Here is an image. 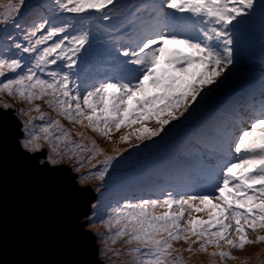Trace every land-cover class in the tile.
Returning <instances> with one entry per match:
<instances>
[{"label":"snow or ice","instance_id":"6c2138e0","mask_svg":"<svg viewBox=\"0 0 264 264\" xmlns=\"http://www.w3.org/2000/svg\"><path fill=\"white\" fill-rule=\"evenodd\" d=\"M257 17L264 31V0H0V94L28 105L16 110L28 117L26 151L47 146L42 163L56 167L67 159L76 172L91 164L92 176L104 181L130 148L189 120L198 101L231 80ZM77 126L109 142L125 129L115 145L128 147L106 154ZM195 141L197 171L182 183L204 181L211 191H168L113 207L102 221L103 243L125 247H109L110 259L186 264L188 252L223 264L236 259L231 250L264 242V90L206 123ZM179 242L187 247L177 250Z\"/></svg>","mask_w":264,"mask_h":264},{"label":"water","instance_id":"95a60500","mask_svg":"<svg viewBox=\"0 0 264 264\" xmlns=\"http://www.w3.org/2000/svg\"><path fill=\"white\" fill-rule=\"evenodd\" d=\"M24 139L0 109V264H104L87 228L91 187L64 162L42 163L47 154L26 151Z\"/></svg>","mask_w":264,"mask_h":264},{"label":"rangeland","instance_id":"374dc122","mask_svg":"<svg viewBox=\"0 0 264 264\" xmlns=\"http://www.w3.org/2000/svg\"><path fill=\"white\" fill-rule=\"evenodd\" d=\"M5 2H6V0H5ZM33 2H35V0H33ZM257 5H259V0H257ZM252 34H256V32L254 31ZM262 36H263V33L260 30L259 36L255 37V40L251 44L248 45L249 50L251 51V56H248L247 58H245L237 68H234L232 70L233 71L232 77H234L235 80L232 81L231 86H229L227 83L226 85L222 86L221 88L216 89L204 101H202V102L198 101V111L194 114L193 117H191L187 121H183V123L181 121H173L172 124H170L166 127L165 133H162L161 137H154L153 141H145L144 144L150 143L152 146H154V145H157L159 143H162L165 140L163 138H166V139L168 138L167 133H169L170 130L174 129L175 127H178L179 125L188 124V123L192 124V122H190V121L192 119H196L198 114H201L205 111L208 112V118L206 119L207 123L210 121L216 120V119L220 118L221 115L223 114V107L225 105L228 106V109H231L232 107L237 105L241 96L245 95L250 90H256L257 88H259V87H257V83L254 82L253 85L250 86L248 89L244 90L241 93L235 94L238 90L243 88L239 84V81L241 80V78H246V79H248V81H251L255 74L257 76L261 73V69L259 67H257L253 62V60H254L253 55L256 53L257 47L259 45V38ZM240 66H246V67H244L240 71H236ZM253 66L256 68L257 71L254 70ZM53 67H55V66H53ZM9 75H11V74H9ZM207 100H209V101L204 104V102ZM221 100H226V101L219 107L214 106L215 103H217ZM4 102L12 104L13 108H11L10 110H14L15 112H17L16 110H19V109H27L28 108L27 104L20 102L16 99H13V98H9L5 94H0V103H4ZM37 103H39L41 105L42 111L50 112V110L43 104V102H37ZM203 104H204V106H202ZM33 115H36V114L33 113ZM16 117L19 118L20 122L24 123L23 121H25V120H23V118L25 116L16 114ZM27 119H28V117H26V120ZM181 119L183 120V118H181ZM35 123L39 124L40 121H35ZM61 123L65 124L66 127L68 125L67 122L64 121L63 119H61ZM190 124L187 126V127H189V129L191 127ZM149 126L153 127V128L156 127L155 122H150ZM76 129H77V131H84V135H85L86 140L88 139L87 134H91L92 136H90V139H95L97 141V143L104 149L106 154H115L113 152L114 146H117L121 149L128 147V145H125V144L115 145V141H117L119 139V136L122 135L120 132L115 133L112 137V142H109V141L99 137L97 134L92 133L90 130L80 129L78 126L76 127ZM189 129L185 130V132H183L179 136L178 141L172 142V144H171V150H174V154L178 158V159H176V161H178V160L182 161L184 155L191 156V151H190L191 147L188 146V141L194 136V132L189 130ZM85 132H86V134H85ZM24 133H25V129H24ZM132 143L133 144L137 143L134 138L132 140ZM45 149H46V154L48 155L47 146H45ZM140 152H141L140 148H138V149L130 148L128 152H125L128 154L121 157L117 162H114L113 169H111L109 171V174L105 177L104 181H99L92 176V173L95 172L93 170L94 168H92L91 164H87V163H85L83 165L82 170L80 172L82 177L78 178L79 182L86 184L87 186L88 185L91 186L93 188V192H96L95 201L91 204V212L89 214L87 228L94 233V236L96 238L97 247H98V242H101V246H100V248L98 247V250L100 252V255L102 257L104 264H119V262L115 258L110 259V253L108 252L109 247H111L113 250H121V249H124V247H125V245L121 246V247H117L115 245H104V246H102L104 239L108 235L107 229H106L105 225L102 223V221H105L107 219V217H108V215L112 209L110 206H104V203H105L104 200L105 199L102 198V195L105 192V190H104L105 187H108L107 188L108 190L114 189V191L117 194H119L121 197L123 195H126L124 197H127V196H130L131 194H134L135 200L151 199L152 197H146V196L142 197V196H144V193H142V192H143V190H146V192H147L148 191L147 189L150 186V184H152L155 181H158L159 178H161L160 181H162V182H156L155 184H157V186H158V185H162L164 183L166 189H164L163 192L170 191L167 189L170 187L182 186L183 188H187V190H188L187 194H191L189 189L192 188L193 185H185L184 183H182V178L179 177V171H170L169 174H170L171 178L167 182H165L166 181L165 176H164V178L159 176V177H157L158 178L157 180L154 178L152 180H146L145 182H139L138 179L131 177L129 175L128 176H121L117 179H114L115 176H117L120 172H124V171H117V170L122 168V166H125L126 157L129 155H133L135 153H140ZM99 158L100 157H98L97 159H99ZM100 160H102V158ZM194 161L198 162V158L194 159ZM64 163L68 167H71L72 169H74L72 166V163L69 162L67 159L64 161ZM93 163H96V161H93ZM89 170H92V171H89ZM193 172H196V171H193ZM158 173H160V171ZM162 173H164V171H162ZM84 176H87L88 178L84 179L82 182V178ZM195 186L198 187L199 189L204 188V186L200 185V184H195ZM158 187H160V186H158ZM202 192H206V190H204ZM202 192H195L192 194L202 193ZM178 195H186V193H184V194L181 193ZM158 198H160V197H158ZM193 216H201L204 219H207V216L204 215L203 213H193ZM98 225L100 226L99 230H102V229L104 230L103 234H100L99 230H96V231L92 230V229L95 230V227ZM262 234L264 235V232H262ZM233 238H234V234H233ZM119 242H121V241H118L117 243H119ZM180 243L183 244V242H180ZM183 246L184 247H182V248L187 247V245H185V244H183ZM175 247H179V246H175ZM255 248H256V246H253L252 248H250L246 252H248V253L253 252V251H255ZM211 249H212V247H209L208 253H211L210 252ZM212 250L215 251L214 248ZM225 250L228 251L229 249H225ZM246 252H244V253H246ZM244 253L242 255H244ZM198 254H205V253L192 254V253H188V252H183V258L186 261V264H201L199 261L204 256H201V255L197 256ZM231 254L232 255L234 254L233 250H231ZM242 255L239 256L238 258L239 259L242 258ZM259 258L260 259H258L257 261H259V260L264 261L263 256L262 257L260 256ZM121 259L124 261H127L130 258L123 256V257H121ZM213 259H219V258L218 257L213 258L210 256L209 258L205 259L204 264H212ZM107 261H109L111 263H108ZM223 264H233V261L231 262V260H225L223 262Z\"/></svg>","mask_w":264,"mask_h":264},{"label":"trees","instance_id":"16d2710c","mask_svg":"<svg viewBox=\"0 0 264 264\" xmlns=\"http://www.w3.org/2000/svg\"><path fill=\"white\" fill-rule=\"evenodd\" d=\"M235 78L232 77L231 80L228 82V85L231 86L232 85V81H234ZM208 101V100H207ZM205 101V102H207ZM14 113V110H12ZM177 129H174L171 133H167L168 135L172 134L173 132H175ZM168 137V136H167ZM162 143H159L157 145L152 146L150 143H146V144H142L140 146V151H142V153L139 154H135V155H129L126 157V163L125 166H122V168L118 169L117 171H124V172H120L117 176H115L114 179H117L121 176H128L131 173L135 172H139V171H146L148 168L144 166V164L146 163V161H148V159H150L152 156L157 155V153L161 150L162 148V144H164L165 142H168L170 140V136H169V140L166 141V138ZM160 145H162L160 148ZM127 154H124L123 156H125ZM165 158L168 156H172L170 153H167L166 151H164V155ZM94 171H96V169H94ZM81 176H79L78 178H81ZM108 187H105V192L103 193V197L104 200V205L107 204H112V202H114V198H115V194L113 193V190H108ZM117 196V195H116Z\"/></svg>","mask_w":264,"mask_h":264},{"label":"bare ground","instance_id":"6f19581e","mask_svg":"<svg viewBox=\"0 0 264 264\" xmlns=\"http://www.w3.org/2000/svg\"><path fill=\"white\" fill-rule=\"evenodd\" d=\"M255 28H260V25H259V22H258V17H257V23H256V25L254 26ZM255 40V37H250V38H248L247 40H246V44L247 45H249V44H251L253 41ZM259 44H260V42H259ZM172 157L176 160V159H178L176 156H175V154H174V150H172ZM175 162H177V161H171L170 162V165H175ZM153 166V165H152ZM148 169L150 170L151 169V166H149L148 167ZM158 171V170H157ZM152 173H157V172H152ZM181 173H183V174H188V173H186L185 171H182ZM156 180H157V178H155ZM156 182H162V181H160V180H158V181H155V182H153L152 183V186L156 183ZM149 187H151V186H149ZM154 187V186H153ZM157 188V187H156ZM176 188V187H175ZM154 189H155V187H154ZM174 190V189H173ZM175 191V190H174ZM160 193L158 192V194H156L155 195V197H160ZM120 198H121V196H119ZM149 197H151L150 196V194H149ZM122 201H126V200H122ZM99 227V228H98ZM100 229V226L98 225V226H96L95 227V230L94 229H92L93 231H96V230H99ZM99 232H100V234H103V232H104V230L102 229V230H99ZM105 244L104 243H102V246H104ZM100 246H101V242H98V247L100 248ZM115 246H117V247H121V246H124V242L123 241H121V242H119V243H117V244H115ZM175 246H179V247H175ZM181 246V247H180ZM182 247H184L183 246V244L182 243H174V248H176L177 250H180V249H184V248H182ZM264 242H260V243H257L256 244V248H255V252L252 254V255H250L249 257H247V258H244V257H242V258H240V259H237V257H236V259L235 260H233V264H241L240 263V261H242V260H248V261H257L258 259H260L259 257L261 256H263L264 257ZM199 255H201V256H204L203 258H201L200 259V263L201 264H204V262H205V259H207V258H209L210 257V255H208L207 253H205V254H198L197 256H199ZM213 261H215V264H220V262H219V259H213L212 260V264H213ZM108 263H111V262H109V261H107Z\"/></svg>","mask_w":264,"mask_h":264},{"label":"clouds","instance_id":"9594fccd","mask_svg":"<svg viewBox=\"0 0 264 264\" xmlns=\"http://www.w3.org/2000/svg\"><path fill=\"white\" fill-rule=\"evenodd\" d=\"M10 110V109H9ZM12 111V110H11ZM13 112V111H12ZM15 114V115H14ZM16 114H18L17 112H15L14 111V113H13V115L15 116V118L17 119V122H18V124H19V126H20V128H21V130H22V132H23V134L25 135V133H24V123H22V122H20V120H19V118H17L16 117ZM19 115V114H18ZM23 120H25L26 121V117H24L23 118ZM25 121H23V122H25ZM40 153H44V154H46V149H45V151L44 152H40ZM70 169L72 170V171H74L75 173V176L77 177V179H78V177L79 176H81V173L80 172H76L74 169H72L71 167H70ZM89 171H92V170H89ZM151 172H159V171H151ZM137 172H133V173H131L132 175H135ZM130 176V175H129ZM86 185V184H85ZM89 186V185H88ZM89 187H91V186H89ZM91 190H92V192H93V188L91 187ZM94 193V195H95V197H96V192H93ZM95 237V236H94ZM96 239V238H95ZM253 246H256V244H254V245H248V246H246L245 247V249L243 250V252H242V254L244 253V252H246V251H248L250 248H252ZM255 251H253V252H246V253H244V255H242V257H244V258H247V257H249L250 255H252L253 253H254ZM237 259H239V258H237ZM245 262H246V264H255V263H253V262H251V261H248V260H243V261H240V263L241 264H245ZM262 262H264L263 260H259V262H257L256 264H262Z\"/></svg>","mask_w":264,"mask_h":264}]
</instances>
